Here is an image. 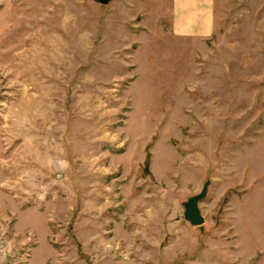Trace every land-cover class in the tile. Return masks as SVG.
Wrapping results in <instances>:
<instances>
[{
	"label": "rangeland",
	"instance_id": "1",
	"mask_svg": "<svg viewBox=\"0 0 264 264\" xmlns=\"http://www.w3.org/2000/svg\"><path fill=\"white\" fill-rule=\"evenodd\" d=\"M214 13L0 0V264H264V0Z\"/></svg>",
	"mask_w": 264,
	"mask_h": 264
},
{
	"label": "crops",
	"instance_id": "2",
	"mask_svg": "<svg viewBox=\"0 0 264 264\" xmlns=\"http://www.w3.org/2000/svg\"><path fill=\"white\" fill-rule=\"evenodd\" d=\"M215 0H172V26L183 35L208 36L214 27Z\"/></svg>",
	"mask_w": 264,
	"mask_h": 264
},
{
	"label": "water",
	"instance_id": "3",
	"mask_svg": "<svg viewBox=\"0 0 264 264\" xmlns=\"http://www.w3.org/2000/svg\"><path fill=\"white\" fill-rule=\"evenodd\" d=\"M101 3H107L109 0H98ZM200 196H193L187 200L186 206V218L193 224H198L203 221V218L196 206L197 200Z\"/></svg>",
	"mask_w": 264,
	"mask_h": 264
}]
</instances>
